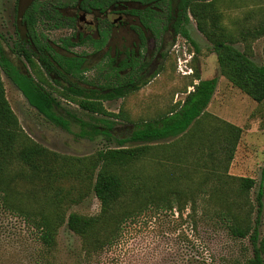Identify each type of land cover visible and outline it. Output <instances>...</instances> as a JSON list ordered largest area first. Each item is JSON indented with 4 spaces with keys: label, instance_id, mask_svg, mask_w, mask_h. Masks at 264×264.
<instances>
[{
    "label": "rangeland",
    "instance_id": "374dc122",
    "mask_svg": "<svg viewBox=\"0 0 264 264\" xmlns=\"http://www.w3.org/2000/svg\"><path fill=\"white\" fill-rule=\"evenodd\" d=\"M30 1L0 0V48L19 69L24 66L18 53L24 33L21 18ZM51 2L59 5L63 16L72 14L69 9L74 6L72 0H48ZM210 3L201 4L200 9L208 10L211 17L213 14L219 16L218 23L226 29L231 42L242 41V34L249 30L264 28V0H212ZM189 17L187 28L200 49L197 52L188 41L190 51L195 52L193 65L201 68V74L204 69L205 76L219 79L215 95L206 109L208 116L193 130V137L160 142L147 155L117 168L125 189V196L116 206L118 213L139 211L152 196L159 199L164 193L169 195L173 207L148 205L141 214L124 223L113 246L86 259L83 239L71 232L67 223L59 228L56 250L46 257L34 230L24 219L5 209L0 200V264H246L253 256L249 238L233 237L216 212L226 207L241 212L239 208L246 202L257 206L256 196L264 169V103H255L221 74L212 42L199 30L191 13ZM210 21L208 16L207 23ZM73 30L52 21L47 25L45 19L37 27L38 34L54 43L69 37ZM172 43L168 58L157 73L148 77V85L125 98L104 102L107 110L119 118L94 116L62 99L45 84L61 100L63 109L60 112L70 119V131L55 126L39 114L0 67L6 97L18 118L20 132L49 151L68 158L71 163L64 168V178L54 179L51 183L39 181L37 185L29 180L31 174L26 167L17 162L11 164V174L24 171L17 185L23 193L16 198L18 203L28 209H49L59 191L67 220L71 213L100 214L101 202L93 192L97 172L94 176L90 172L98 153L118 148V141L128 137L134 125L173 111L185 101L188 86L196 81L194 76L182 77L178 73L177 62L170 54ZM254 46L255 61L264 65V37L256 40ZM235 47L245 51L242 43L235 44ZM97 49L88 42L72 51L91 56ZM113 66L110 58L94 56L86 64L83 78L65 76L61 78L59 89L72 84L87 90L105 89L110 83H117ZM31 72L43 84L44 77L36 71ZM48 81L54 84L51 79ZM223 121L243 131L231 162V144L222 138V129H217ZM82 126L89 130L96 127L104 131L110 129L111 137L106 134L84 137L81 135ZM25 142L22 137L18 144ZM77 159L86 162L79 164ZM53 167H58V163ZM79 168L82 169L80 173L76 172ZM232 177L256 180L248 197L238 195L239 184ZM260 230L263 233L264 228Z\"/></svg>",
    "mask_w": 264,
    "mask_h": 264
},
{
    "label": "trees",
    "instance_id": "16d2710c",
    "mask_svg": "<svg viewBox=\"0 0 264 264\" xmlns=\"http://www.w3.org/2000/svg\"><path fill=\"white\" fill-rule=\"evenodd\" d=\"M210 2L212 0H183L181 7L184 9L186 22L184 24L181 22L177 23L175 25V33L186 37L196 51L200 52L197 42L192 39L187 28L190 23L189 13H191L198 22L199 30L214 46L221 74L234 87L240 89L252 100L259 104L264 103V65L256 64L246 51L242 52L235 47L237 42L230 41L226 34V29L218 23L219 16L217 14H213L211 17L208 14V10L200 9L201 4L207 5L211 4ZM208 16L211 19L210 23H207ZM36 17L35 12H30L25 18L31 30L37 22ZM262 36H264V28L260 27L254 31L249 30L242 34V41L240 42L255 41ZM66 44H69V41ZM22 50L23 47L19 46L20 54H22ZM28 58L33 69H36L37 65L30 54ZM45 60V57L42 56L41 61ZM194 60L192 62L194 81L197 80L199 83L195 84V82H192L188 86V89L193 87L194 91L187 95L182 104L179 103L180 105L170 113L134 125L131 134L118 141L120 144L118 148L98 153L96 163L90 169V172L92 176L97 172L93 184V192L101 202L100 214L85 216L71 213L68 220L62 211L59 191L56 192V197L49 204V209L45 207L28 209L16 201V198L23 195L18 190L17 185L19 177L24 171L11 174V164L17 162L21 166L26 167L30 171L29 174H31L29 180L37 185L39 181L51 183L54 179L64 178L62 176L66 174L64 168L70 166L71 163L68 158L49 151L20 132L21 128L18 118L7 100L0 74V200L5 209L24 219L25 223L34 230L36 240L46 251V257L51 256L56 250L59 228L64 223H67V227L71 232L83 239V251L86 259H89L105 248L113 246L122 233L124 223L137 217L148 205L150 206L154 203V205L163 207L166 205L173 207L171 205L172 201L169 200V195L164 193L159 199H155L152 196L139 211L133 209L118 213L116 206L125 196V189L123 179L119 175L117 168L147 155L151 148L160 142L193 137V130L207 118L206 109L215 95L219 79L202 80L200 68L193 65ZM83 64L84 61L81 58L74 60L60 56V65L68 73H75L77 77L83 72ZM0 67L12 79L39 114L43 115L55 126L67 131L71 130L70 119L60 112L63 109L61 100L54 97L52 93L47 92L33 77L27 79L21 70L11 63L1 48ZM115 73L117 83H110L105 89L87 90L74 85L64 86L59 90V95L62 99L75 103L81 109L94 116L119 118V115L107 110L104 102L125 98L129 94L139 91L143 86L148 85L150 81L134 74L120 77L117 71ZM67 114L69 115V112ZM218 128L222 129V138H225V141L231 144V154L229 155V161L231 162L243 131L240 127L226 121H223L222 126ZM100 134H106L111 137L110 129L104 131L96 127L89 130L86 129V126H82L81 135L84 137ZM221 135L219 134L220 137ZM22 137L26 139V142L23 145H19V139ZM127 144H132V146H127ZM77 162L84 164L86 161L77 159ZM55 163H58L56 168L53 167ZM87 170L85 169L86 172ZM81 171V168L76 170L79 173ZM79 173L76 175L80 176ZM232 180L239 184L238 195H245L244 197H248L250 190L256 185V180L249 177H232ZM256 203L257 206L248 202L243 203L239 208L241 212L231 211L230 207L216 212V215L225 223L233 237L238 239L249 238L253 247V256L246 264H264V231L262 233L260 230L261 227L264 228V169L262 172V183L256 196Z\"/></svg>",
    "mask_w": 264,
    "mask_h": 264
},
{
    "label": "flooded vegetation",
    "instance_id": "af4514ba",
    "mask_svg": "<svg viewBox=\"0 0 264 264\" xmlns=\"http://www.w3.org/2000/svg\"><path fill=\"white\" fill-rule=\"evenodd\" d=\"M72 1L74 6L69 7L72 10L69 17L63 16L58 4L48 3V0H31L21 18L24 33L19 46L23 47V50L22 54L19 50L18 53L23 58L24 66L20 70L27 79L33 77L37 81L31 71L43 76V84L37 82L53 96V91L59 95L61 78H77L75 73H68L60 65V56L74 60L81 58L84 61L83 72L78 76L80 78H83L86 64L95 56L110 58L114 65L113 70H116L120 77L134 74L148 79L157 73L161 64L168 58V49L172 42L170 54L175 60L177 59L172 52L173 47L185 41L188 44L186 37L175 33V25L186 22L184 9L181 7L183 0ZM30 12H35L37 16L32 30L25 20ZM42 19H45L47 25L52 21L58 26L74 29V33L61 39L59 43H54L38 34L37 27ZM68 41L69 44H66ZM88 42L98 48L93 55L73 53L72 49ZM29 54L35 63L37 62L36 69H33L30 63ZM42 56L45 61H41ZM48 79L54 84H50ZM45 84L53 91H49Z\"/></svg>",
    "mask_w": 264,
    "mask_h": 264
},
{
    "label": "built area",
    "instance_id": "2783aa9c",
    "mask_svg": "<svg viewBox=\"0 0 264 264\" xmlns=\"http://www.w3.org/2000/svg\"><path fill=\"white\" fill-rule=\"evenodd\" d=\"M177 61V70L182 77H191L194 75L192 62L195 56L194 51H190L187 42L177 43L172 50ZM193 88V87H192ZM189 88V93L191 89Z\"/></svg>",
    "mask_w": 264,
    "mask_h": 264
},
{
    "label": "crops",
    "instance_id": "0c3cea01",
    "mask_svg": "<svg viewBox=\"0 0 264 264\" xmlns=\"http://www.w3.org/2000/svg\"><path fill=\"white\" fill-rule=\"evenodd\" d=\"M262 37H264V36H262ZM262 37H260V38H262ZM260 38H258V39H260ZM258 39H256L257 41H258ZM256 40L255 41H253V40H247V41H245V42H238L237 44H240V43H242L243 45H244V48H245V51H246V53L250 56V58H251V60H253L256 64H258L256 61H255V58H254V52H255V46H254V44L256 43ZM236 44V45H237ZM258 65H260V64H258ZM260 66H263V65H260ZM200 71H201V68H200ZM204 74H206V71L204 70V69H202V74H201V79L202 80H209V79H213L212 77H207V76H205ZM199 83V81H195V84H198ZM190 88H192V87H190ZM192 91H194V88H192L191 89V92ZM190 92V93H191ZM246 95V94H245ZM246 96H248V95H246ZM249 97V96H248ZM250 98V97H249ZM254 101V100H253ZM178 102V101H177ZM184 102V101H183ZM255 102V101H254ZM255 103H257V102H255ZM257 104H259V103H257Z\"/></svg>",
    "mask_w": 264,
    "mask_h": 264
}]
</instances>
